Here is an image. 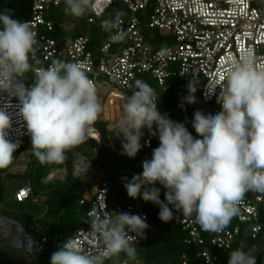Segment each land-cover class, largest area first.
Instances as JSON below:
<instances>
[{
	"label": "clouds",
	"instance_id": "obj_1",
	"mask_svg": "<svg viewBox=\"0 0 264 264\" xmlns=\"http://www.w3.org/2000/svg\"><path fill=\"white\" fill-rule=\"evenodd\" d=\"M107 2L65 0L64 11L80 18ZM121 16L116 11L113 19L102 21L114 42L127 35L120 28ZM36 36L30 21L13 19L8 10L0 12V92L19 100L38 162L63 164L67 153L96 131L93 125L103 106L96 83L81 63L53 59L47 68L36 66L40 64L35 56ZM169 53L163 46L157 55ZM29 71L35 76L30 88L23 82ZM194 79L188 86L187 103H195ZM134 88L117 129L126 141L124 154L134 158L140 151L144 128L158 137L159 146L153 149L151 160L143 162L141 174L123 178L127 195L133 199L142 195L144 201L158 205L164 222L174 219V208L184 217L194 216L205 232L224 231L239 214L247 192L264 193V63L257 62L252 49L243 50L229 63L211 91L220 89L217 103L222 110L214 115L194 113L192 127L200 138L158 110L155 89L148 83L137 79ZM10 127L9 116L0 111V169L11 165L19 146L7 138ZM157 182L166 189V202L154 187ZM93 208L97 211H89L90 231L69 236L51 254L50 264H105L121 253L136 258L135 237L129 233L142 236L148 228L145 220L129 213H116L113 218L100 205ZM85 237L95 241L91 249L85 247ZM254 250L230 251L228 264H257Z\"/></svg>",
	"mask_w": 264,
	"mask_h": 264
},
{
	"label": "built area",
	"instance_id": "obj_2",
	"mask_svg": "<svg viewBox=\"0 0 264 264\" xmlns=\"http://www.w3.org/2000/svg\"><path fill=\"white\" fill-rule=\"evenodd\" d=\"M64 2L65 0H33L31 17L25 21H30L32 30L37 33V44L34 45L35 56L40 61L37 67L47 68L53 59L81 63L89 78L96 83L98 97L99 93L103 95L102 99L99 98L103 111L93 125L96 131L89 136V139L98 144L95 153H99L101 147L116 150L112 143H106L103 140L99 123L103 119L105 107L109 102H113V98L123 99L132 94L138 75L150 74L165 91L170 89L169 79L178 78L183 82H191L195 77L193 82H202L200 90L195 92L197 96L195 112L201 111L205 115H214L222 110L220 104L217 103L220 89L217 88L214 93L211 91L216 87L219 78L225 75L229 63L238 59L241 52L246 49H252L257 62L264 63V0H108L98 10L88 13L87 25L101 26L103 20L113 19L112 17L105 18V15L112 6L121 4L123 10L121 11L120 28L127 35L123 41L114 42L110 39L104 42L99 47L98 54L89 50L88 31L75 38L51 37L56 33L55 22L52 19L49 20L47 15L53 9L61 7ZM147 12V25L150 29H156L174 38V42L167 46L170 53L165 57L157 55L160 49L156 50L145 43L141 16L146 17ZM29 74L35 80L34 73L29 71ZM23 82L25 87L29 88L33 83L30 79L28 82ZM0 111H4L11 121L7 138L19 145L13 154L11 165L0 169V174L16 173L20 169L19 163L29 164L31 161L30 147L23 150V145L30 135L26 122L20 115V104L16 97L0 92ZM181 116V121L178 123L184 124L194 136L192 127L194 116L192 117L187 105L182 106ZM143 142L147 148H152L149 139ZM76 155H80L81 165L86 162V159L75 149L72 151L71 162L82 182L96 181V185L91 190L92 194L88 196L89 211H97L93 206L99 207L100 205V209L113 218L116 213H129L139 215L148 225L147 213L138 197L132 198L134 202L126 207H110L108 183L99 178L92 169V174H86L85 177L79 174L77 172L79 163L75 162ZM60 177L64 179L65 173L59 170L56 173L53 172L48 179L57 180ZM119 183H122V179ZM158 188L166 192L162 185ZM32 193L33 188L27 183L14 190L12 199L17 203H24L32 198ZM33 201L38 202L36 199ZM103 201L106 208H104ZM262 205H264V193L258 192L252 196L246 193L239 204V214L234 217L239 225L234 227L230 225L219 233L203 231L194 216L184 217L174 208L173 212L182 231L187 233V244L196 246L210 244L212 248L220 252L215 254L210 250H203L196 254L198 261L202 264H228L229 253L236 249L242 225L249 226L252 238H256L264 231V223H260V206ZM89 211L82 220V226L75 230L73 235L81 231H90ZM146 229L142 236H137L134 232L129 233L135 237V244H133L135 248L148 239ZM23 236L18 232V236L14 239L15 248L23 250L26 256L41 252L46 238L39 242L35 236L29 234L26 236L27 241L23 239ZM85 240V247L91 249L95 241L87 237ZM243 245L239 242V247ZM122 254L118 258L114 257L105 261V264H145L139 260L123 259ZM256 262L258 264L257 259ZM181 264H189L186 255L181 258Z\"/></svg>",
	"mask_w": 264,
	"mask_h": 264
},
{
	"label": "trees",
	"instance_id": "obj_3",
	"mask_svg": "<svg viewBox=\"0 0 264 264\" xmlns=\"http://www.w3.org/2000/svg\"><path fill=\"white\" fill-rule=\"evenodd\" d=\"M32 6L33 0H0V12L8 10L11 12L12 18L19 21L30 19ZM65 7L64 2L61 7L53 9L47 15L49 20L52 19L55 22L56 33L51 37L75 38L84 35L88 31L90 38L89 50L98 54L99 47L110 40L112 32L105 31L104 28L98 25L88 26L86 23L88 14L77 18L66 14ZM122 10L123 6L116 4L107 12L105 18H114L115 12H121ZM141 22L142 34L146 44L159 50L163 46H168L174 42V38L148 27V12L146 17L141 16ZM137 79L143 80L155 89L158 110L162 114L166 113L173 122L178 123L181 121V108L183 105H188L185 98L189 95L188 86L190 82H183L178 78L169 79L170 89L165 91L150 74L138 75ZM141 131L143 132L140 140L142 147L134 158L119 153L118 148L116 150L108 148V153L104 156L95 153L98 144L89 138L75 149L87 159L90 169L95 171L96 174L111 175V177L105 176L102 179L109 185L108 203L112 208L117 206L126 207L134 202L127 195L123 178L127 177L130 180L133 175L141 174L143 162L151 160L152 149L159 146L157 136H151L147 128ZM194 134H196L195 129ZM145 139L151 141L152 148L145 146L143 142ZM28 147L30 149L32 147L31 137L24 143L23 150ZM72 151L67 153V158L71 156ZM69 165L70 168H67ZM58 170H66L64 179L49 180L48 177ZM5 177L8 181L12 179L19 180L18 188L27 183L31 184L33 188L32 198L38 202H34L32 198L24 203H17L10 199L11 194L8 192L9 189L0 174V213L18 222L39 242L46 238V243L41 252L37 254L16 257L17 250L14 247H9L4 235L0 236V264H50L51 254L57 251L69 236H73L75 230L82 226L83 218L87 216L90 208L87 186L75 175V169L69 161L65 160L63 164L42 165L33 154H31V161L23 173L10 174ZM119 179H122L121 184L118 182ZM159 186L158 182L154 185L156 188ZM247 193L252 196L258 192L249 191ZM138 199L148 216V228L146 229L148 239L136 247L137 255L134 260L142 261L145 264H181V258L186 255L189 264H202L196 259V254L199 252L210 250L215 254L220 253L212 248L210 244L205 246L187 244V233L182 231V227L175 217L170 222H164L159 218L160 208L158 205L150 201H144L142 195L138 196ZM160 199L166 202L165 192L160 191ZM82 202L83 204H81ZM260 214V223H264V205L260 206ZM230 225L234 227L239 223L233 218ZM239 242L244 245L239 247ZM49 246H52L51 250ZM235 248H242L245 252L255 249L252 254L256 257L258 264H264V231L258 234L256 238H252L249 226L242 225ZM121 257L132 260L124 253Z\"/></svg>",
	"mask_w": 264,
	"mask_h": 264
},
{
	"label": "rangeland",
	"instance_id": "obj_4",
	"mask_svg": "<svg viewBox=\"0 0 264 264\" xmlns=\"http://www.w3.org/2000/svg\"><path fill=\"white\" fill-rule=\"evenodd\" d=\"M23 79L25 80V82H28L29 79L31 80V82L34 83V79L32 76H30L29 72L26 73L23 77ZM202 85V82H193V90L197 91V90H200V86ZM195 91V92H196ZM194 96H195V103L197 102V96H196V93H194ZM99 98L102 99L103 98V95L101 93H99ZM195 103H188L187 107L189 108V111L192 115V117L194 116V113H195ZM108 112H109V105L107 104V111H106V114L108 115ZM101 130H102V134H103V139L104 141L107 142V139H108V136L111 135V132H109V130L107 129V126L106 124H102V127H101ZM196 133V132H195ZM120 136H121V139H124L123 135L120 133ZM194 137L196 138H200L198 137L197 133L194 134ZM113 141L117 144V140L113 139ZM124 141V140H123ZM72 156V154H71ZM69 157L67 158L66 160L70 162V164H72L73 168H74V165L73 163L71 162V159L72 157ZM95 161V160H94ZM86 163H87V159H86ZM94 163V162H93ZM20 164V169L18 170V172L16 173H23V170H25V167L27 166L26 162H21L19 163ZM88 164V163H87ZM67 168H70V165L69 167ZM62 171H66V170H62ZM56 173V171H55ZM4 175V174H3ZM5 175H10L8 173H5ZM66 175V173H65ZM75 175L76 172H75ZM98 175V174H97ZM78 176V175H77ZM105 176L107 177H111L110 174H106ZM104 175H98L99 178H104L105 177ZM79 177V176H78ZM80 178V177H79ZM81 179V178H80ZM57 180H62L61 177L60 179H57ZM118 182H120V179L118 180ZM4 183L7 185L8 189H9V193L13 194L14 190L17 188V186L20 184V181L17 180V179H12L10 181L6 180V177L4 178ZM85 185L87 186V189L90 190L92 189V187L94 185H96V181L92 182V183H85ZM0 216H3V215H0ZM9 229H11L10 231H8ZM6 232V233H5ZM5 236L6 240H7V243L9 245V247H15V238L18 236V232H17V227L16 225H11L10 223L6 222V223H3L2 226H0V236ZM17 251H16V257H25V252L23 250H20L18 248H15ZM49 249L51 250L52 249V246H49Z\"/></svg>",
	"mask_w": 264,
	"mask_h": 264
},
{
	"label": "crops",
	"instance_id": "obj_5",
	"mask_svg": "<svg viewBox=\"0 0 264 264\" xmlns=\"http://www.w3.org/2000/svg\"><path fill=\"white\" fill-rule=\"evenodd\" d=\"M129 97V96H128ZM126 98H123V99H114L113 98V102L112 103H108L109 105V112H108V115L106 114V111H107V106L105 107V113H104V116H103V119L102 121L99 123L100 125V128L102 127V124H106L107 126V129L109 130V132H111V135L108 136V139H107V142L106 143H112V145H114L116 148H118V151L119 153H123L124 154V150H123V147H122V144L125 143L126 141L124 139H121V136H120V133L117 131L118 127H119V122L123 116V106L124 104L126 103ZM113 139L117 140V144L113 141ZM124 140V141H123ZM28 167V164L27 166L25 167V170L27 169ZM90 168V167H89ZM23 170V172L25 171ZM59 171V170H58ZM62 171V170H60ZM64 173H66L65 171H62ZM8 174H12V175H15L16 173H10V172H7ZM4 174V175H3ZM1 174V177L4 179L5 176V173ZM63 180V179H62ZM84 183V182H83ZM18 188V187H17ZM93 189V188H92ZM91 189V190H92ZM88 190V196H90L92 194V191ZM12 199V196L11 198ZM0 215H3V216H0V220L3 219V218H8L6 215L4 214H1ZM14 221V220H13ZM8 221H3L0 226L3 225V223H6ZM9 223V222H8ZM11 225H16L17 227V224L15 223H10ZM11 229H9L8 231H10ZM18 232V230H17ZM6 233V232H5ZM30 234V233H29ZM15 248V247H14Z\"/></svg>",
	"mask_w": 264,
	"mask_h": 264
},
{
	"label": "bare ground",
	"instance_id": "obj_6",
	"mask_svg": "<svg viewBox=\"0 0 264 264\" xmlns=\"http://www.w3.org/2000/svg\"><path fill=\"white\" fill-rule=\"evenodd\" d=\"M81 160L82 159L80 155H76L75 162L79 163V165H77V172L84 177L86 176V174H92L91 169L89 168V165L86 162L83 165L80 164V162H82ZM23 239H26L28 241V238L25 235L23 236Z\"/></svg>",
	"mask_w": 264,
	"mask_h": 264
},
{
	"label": "water",
	"instance_id": "obj_7",
	"mask_svg": "<svg viewBox=\"0 0 264 264\" xmlns=\"http://www.w3.org/2000/svg\"><path fill=\"white\" fill-rule=\"evenodd\" d=\"M99 153L102 155V156H104L105 154H107L108 153V150L105 148V147H101L100 149H99ZM8 221L9 223H15V224H17V230H18V232L21 234V235H25V236H29V234H28V232L18 223V222H16V221H13V220H11V219H9V218H3V219H1L0 220V224L3 222V221ZM16 245V244H15Z\"/></svg>",
	"mask_w": 264,
	"mask_h": 264
}]
</instances>
